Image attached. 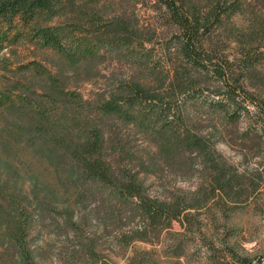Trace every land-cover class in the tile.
I'll return each mask as SVG.
<instances>
[{"label":"trees","instance_id":"obj_1","mask_svg":"<svg viewBox=\"0 0 264 264\" xmlns=\"http://www.w3.org/2000/svg\"><path fill=\"white\" fill-rule=\"evenodd\" d=\"M130 1L0 0V55L25 43L63 62L53 73L0 59V264H40L44 230L72 232L69 244L79 245L70 262L83 254V264H111L78 240L88 221L75 216L71 203L81 207L90 199L139 221L132 239H159L178 221L183 232L169 234L179 257L180 238H205L217 221L211 211L221 215L256 189L217 145L226 137L222 127L253 112L254 124L247 121L238 142L245 148L254 134L264 144V101L249 84L264 64V0H154L168 30L158 51V29L139 25ZM112 53L127 76L109 77L90 99L71 89L81 68L96 77L90 64ZM123 127L154 152L136 156L130 139L119 137ZM18 152L46 167L51 180L21 174ZM157 166L188 176L194 190L151 194L141 175L156 174ZM215 239L208 252H215ZM230 249L238 264H252ZM130 264L148 263L137 254Z\"/></svg>","mask_w":264,"mask_h":264},{"label":"rangeland","instance_id":"obj_2","mask_svg":"<svg viewBox=\"0 0 264 264\" xmlns=\"http://www.w3.org/2000/svg\"><path fill=\"white\" fill-rule=\"evenodd\" d=\"M130 2H132L131 6L139 25L152 24L153 28L158 29L154 40L155 47L152 46L155 51H158L160 44L166 43L168 30L152 9L154 0H131ZM3 58L10 66L33 63L53 73L57 72L63 63L61 57L54 51L25 43L17 45L12 51L6 50L0 55V59ZM90 67L94 69L96 77L88 79L85 75V68H81L80 74L73 76L70 82L71 89L79 92L84 99H90L93 93L102 91L109 77L113 75L125 77L128 74L127 68L121 64L115 53L109 54L102 61H94ZM0 74H3L1 69ZM249 84L250 91L255 93L258 103L263 102L264 64L259 66L252 75ZM208 94L211 95V93ZM195 113L199 115L198 111ZM255 119L253 112L246 120L240 118L235 125L227 124L224 128L222 127L221 131L226 137L224 141L218 143L217 149L231 164L235 165L239 172L246 171L250 174L249 178L253 179L256 189L249 200L228 204L226 212L221 215L214 210L211 211L217 221L213 223L212 230L206 235L207 237L192 234L180 238L183 242L181 256L176 257L173 252V247L178 244V241L169 234L183 232L178 221H174L170 229L164 230L159 239L153 234H150L149 241L132 239L133 232L141 227L139 221L121 211L114 214L113 210L105 206L101 207L93 199L88 200L81 207L75 205L74 202L71 203L76 212L75 216L84 215L88 221L81 225L82 235L78 240L92 244L96 254L111 264H130V259L137 254L138 261L140 258L148 264H238L232 257L233 254L231 256L230 248H233L236 255L248 257L252 260V264H258L260 259H264V153L262 157L258 156V151L264 147V144L258 145L256 141H261V139L255 140L254 134L249 138L245 148L241 147L238 142L247 129V121L250 120L254 124ZM2 122L0 116V124ZM206 125L208 124H204ZM118 129H120V138L122 134L124 138L130 139L132 149L134 153H137L136 156L146 159V153L154 152L153 148L143 139L134 135L127 137V128L123 127L122 132L121 128ZM15 157V160L20 162L21 174H32L41 180H51L46 167L29 154L18 152ZM156 169V174L141 175V179L151 194H163L166 189L194 190V181L188 176L184 178L181 174H176L175 171L163 166H157ZM200 212L205 215V211ZM204 223L210 224L207 221ZM69 233H71L69 237L66 236V231L61 230H44L40 233L43 247L40 264H83V254L74 262L68 259V254L77 249L74 245L75 247L79 245L77 240L69 244L68 241L73 238L72 232ZM212 238H216L217 248L215 252L210 250L208 252V245Z\"/></svg>","mask_w":264,"mask_h":264}]
</instances>
